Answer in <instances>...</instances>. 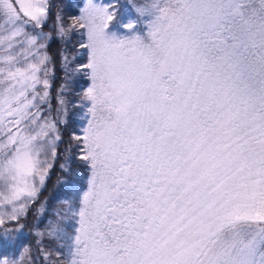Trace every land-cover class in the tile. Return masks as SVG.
I'll return each instance as SVG.
<instances>
[{
	"label": "snow or ice",
	"instance_id": "obj_1",
	"mask_svg": "<svg viewBox=\"0 0 264 264\" xmlns=\"http://www.w3.org/2000/svg\"><path fill=\"white\" fill-rule=\"evenodd\" d=\"M77 5L0 0V264H264V0ZM69 104L67 214L33 256Z\"/></svg>",
	"mask_w": 264,
	"mask_h": 264
},
{
	"label": "trees",
	"instance_id": "obj_2",
	"mask_svg": "<svg viewBox=\"0 0 264 264\" xmlns=\"http://www.w3.org/2000/svg\"><path fill=\"white\" fill-rule=\"evenodd\" d=\"M69 0H63V3H68ZM101 2H108V0H101ZM112 2H115V0H112ZM54 4H60L61 0H53ZM71 3L73 7L71 9H66V12H70L74 14L77 10V0H71ZM120 5L125 4V0H119ZM55 11V9H53ZM122 15L126 16V9L122 8L121 9ZM47 30V29H45ZM114 31L121 32L123 33L125 30L120 29L119 26H114L113 28ZM58 47L57 44H52V52H55L56 48ZM80 60H85L86 57L84 56L83 53L80 54L79 57ZM56 71L55 75L51 80L52 83V89H51V104H52V112L51 115L55 116V107H56V93L58 91L59 85L63 82L62 81V76L63 73L60 71L59 68V63L58 61L56 62ZM75 83L70 87V90L65 94L66 99L68 101H76L77 103L79 102V96L81 94L82 89L86 88L88 86L89 80L86 74L81 73L77 74L74 77ZM44 108V115H48V105L45 104L43 105ZM69 109L71 112V120L67 126L60 125V130L63 135V142L58 143V148L60 151V157L55 161V166L50 170V175L46 179V185L42 189L41 194H40V202L45 203V213L39 217H36L34 215H30L27 219L28 223V228L25 229V237H26V243H29L32 245V255L36 256V246H35V239L36 237L34 235L30 234V230H32L35 227H38L40 230H43L48 222L50 220L55 221L56 220V213H60L62 215L67 214V208L65 205H63L62 201L64 198H66L69 195V192L66 190V187L62 184H59L58 181L60 177L62 176V173L59 169V164L64 161V157L66 155L65 149L68 146V140H69V135L72 132H77V134L80 133V129L82 126V121L79 117L83 112V109L80 108H72V105L69 104ZM73 152H75V146L73 144L72 146ZM78 163V162H77ZM76 167V164L73 165ZM82 169V166H81ZM78 169V170H81ZM87 182V175L86 172L81 170V175L77 183V188L83 190L84 186L86 185ZM72 196H77L79 195V192H72ZM70 215V214H69ZM58 243L62 242H53L50 239L45 240V246L46 247H51L53 250L55 247L58 245ZM39 264V261H38Z\"/></svg>",
	"mask_w": 264,
	"mask_h": 264
},
{
	"label": "rangeland",
	"instance_id": "obj_3",
	"mask_svg": "<svg viewBox=\"0 0 264 264\" xmlns=\"http://www.w3.org/2000/svg\"><path fill=\"white\" fill-rule=\"evenodd\" d=\"M88 84H89V83H88ZM84 126H85V123L83 122L81 128L84 127Z\"/></svg>",
	"mask_w": 264,
	"mask_h": 264
}]
</instances>
